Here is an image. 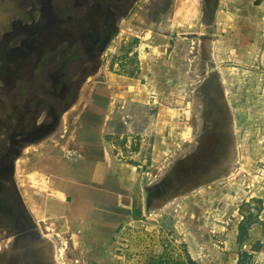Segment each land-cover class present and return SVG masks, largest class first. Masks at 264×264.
<instances>
[{
    "label": "rangeland",
    "instance_id": "1",
    "mask_svg": "<svg viewBox=\"0 0 264 264\" xmlns=\"http://www.w3.org/2000/svg\"><path fill=\"white\" fill-rule=\"evenodd\" d=\"M14 1L0 0V11L4 4L10 9L27 5L17 21L38 22L43 12V20L51 14V0H40L42 14L36 1ZM68 1L79 5V0ZM192 2L129 0L94 59L68 60L72 51L90 57L81 45L64 54L56 47L44 52L58 32L47 20L36 33L8 43L11 56L17 55L13 61L27 48L39 57L18 65L12 82L3 74L0 56V155L16 152L8 180L29 224L26 234H16L14 209L7 197L0 199V264H197L188 253L193 242L209 252L239 221L264 222V0ZM13 18H0V43ZM211 36L218 39L212 42ZM201 54L214 58L226 81L241 168L232 178L147 216L141 190L145 176L159 179L174 158L194 146L199 132L194 98L203 73H197ZM87 133L101 141L108 166L133 168L139 192L124 214L113 208L106 213L97 201L93 225L84 224L77 209L67 232L44 234L40 221L58 217L60 210L72 216L82 204L51 193L49 179L36 174L32 154L48 148L65 160L80 159ZM108 220L119 224L115 228ZM247 262L264 264V248Z\"/></svg>",
    "mask_w": 264,
    "mask_h": 264
},
{
    "label": "crops",
    "instance_id": "2",
    "mask_svg": "<svg viewBox=\"0 0 264 264\" xmlns=\"http://www.w3.org/2000/svg\"><path fill=\"white\" fill-rule=\"evenodd\" d=\"M33 1L38 2L35 7L40 10L42 14L43 8L40 9V0ZM191 1L193 2L189 3V5L196 4L197 0ZM26 6L27 5L17 8L14 5L12 9H10L4 4V8L0 11V18H5V22H7V18L11 19L14 17L13 21L7 26V28H9L5 36V42L0 43V56L3 70L5 69L3 74L10 77L12 82H14L15 76L18 73L16 67L18 65H26L24 60L38 59L39 55H36V49L27 48V51L25 50L27 54H21V57L18 56V61H13L16 60L13 57L17 55L11 56L13 52L7 48L9 45L8 43L15 36L25 33H36L38 26L45 20H47L48 25L51 26L50 22L53 17V15L50 14L49 18L43 20V15L45 14L43 12L41 15L42 20L39 19L38 22L33 21V23L31 21L32 23H26L25 21H17L16 16L22 14L23 10H26ZM48 15L49 14H47V16ZM29 16L32 17V15ZM26 36L27 38L23 42L29 40L28 34ZM185 36L188 37L189 33L185 34ZM23 42L19 47L22 46ZM94 134L95 133H87L86 136H84L85 141L82 142L83 148L80 149L84 151L85 154L82 155L80 159L67 158L65 160L61 154L55 156V152L48 150V148H43L32 154L31 160L33 161V167L36 168V174L39 176H46L49 179L51 193L55 192L59 194V196H65L67 200L78 201V203L82 204L71 212L73 213L72 216H70L68 212L64 213L61 212V210L59 211L61 215H58L66 218L67 224L68 221L73 219L72 217L75 216V213L77 215L80 213V211L77 210L79 209L81 210L82 216L87 215L91 218V220H87L83 216L84 224L91 223L93 225V207L97 201L100 207H104L106 213L110 211V208H113L114 213L118 211L124 214L125 211L127 212L130 210V207L132 208L131 204L133 197L139 192V182L135 177H132L133 168L124 167L119 164L108 166V164L104 162L107 153L102 150V143L100 140H97ZM134 170L136 171L135 168ZM82 182H85V186L83 185L81 187ZM51 197V199H55L54 195ZM57 201L59 203L61 202L60 200ZM125 201H129V203H125ZM66 210H69V208H66ZM118 222L117 220L112 222L108 220L107 225H112L116 228L119 224ZM222 237L223 241L220 240V244H214V246L210 247L211 249L209 252L206 251L207 247L204 244L201 245L200 243L197 244L193 242V245L191 244L189 247L191 251H188L190 260L197 264L200 262L208 264H239L240 261L244 262V264H248L247 261L251 260L252 257H256L264 248L262 247L259 251H255L253 248L257 242L264 245V222L261 223L258 221L247 224L246 222L239 221L238 227L236 226L235 230L226 235L223 234ZM205 239L206 237H200L201 242Z\"/></svg>",
    "mask_w": 264,
    "mask_h": 264
},
{
    "label": "water",
    "instance_id": "3",
    "mask_svg": "<svg viewBox=\"0 0 264 264\" xmlns=\"http://www.w3.org/2000/svg\"><path fill=\"white\" fill-rule=\"evenodd\" d=\"M108 7L107 0H103L101 8ZM217 39L211 37L212 42ZM208 64L206 74L201 77L207 81H199L197 87L201 97L198 103L202 106V126L195 138L196 147L174 158L159 179L152 181L148 175L145 176L142 195L147 216L172 204L177 205L182 198L232 178L240 171L236 117L226 81L213 57ZM187 105L191 108L192 103ZM180 161L182 163L179 164ZM180 185L183 187L177 190ZM39 226L44 234H59L69 229L64 217L48 218L40 221Z\"/></svg>",
    "mask_w": 264,
    "mask_h": 264
},
{
    "label": "flooded vegetation",
    "instance_id": "4",
    "mask_svg": "<svg viewBox=\"0 0 264 264\" xmlns=\"http://www.w3.org/2000/svg\"><path fill=\"white\" fill-rule=\"evenodd\" d=\"M25 2L26 0H16L14 3ZM59 0H51V7H52V19H51V26L56 27L55 34L57 35V39L52 44H47L48 46L44 47V52L47 50H51L54 47L60 49L59 53H63L65 51H69V49L75 48V45H81L82 51H86L90 57H87L83 55L82 57L79 56L78 52L72 51V56L68 57V60H83L86 59H94L96 58V54L98 52H101L106 44L111 39L113 33L116 31V24L118 23V17L123 13V10L125 9V4L129 3V0H107V4L109 5V9L101 8L103 5V0H92L90 3L88 0H79L78 3H76L78 6L74 8V6H70V3L68 0H65L64 5H58ZM65 4H67L66 7ZM63 7V8H62ZM100 7L101 9L99 11H95L96 8ZM73 8L76 10L78 15H75L74 17H77V19H73ZM55 35V36H56ZM201 40L200 38L196 39ZM77 42V44L73 43ZM199 42V41H198ZM80 50V49H77ZM61 51V52H60ZM44 52H42L44 54ZM204 52V50L202 51ZM64 54V53H63ZM58 55V54H57ZM57 55H53V59L57 57ZM204 54H201V60L199 58V66H198V72H203L202 75H197L200 80H198L197 86L195 88V98L196 104L200 109L199 120H200V127L202 126L201 121V114H202V106L199 105L198 99H200V95L198 94L197 87L199 85V81L204 80V83H206L207 79L202 78L206 74L205 67L208 68V63L212 59L209 56V60L204 59ZM208 55V54H207ZM48 59V58H47ZM200 131L198 132V134ZM196 145V142L194 143ZM196 146L188 149V153L192 150H194ZM16 152L13 151H7L0 155V199H4V197H7V203L8 205H11L14 209V216L13 221L16 224V234L22 235L26 234L29 229L28 220L26 218L25 210L22 208L20 209L19 204L16 202V195L11 193L12 186L9 183L8 176L10 171V163L13 160L11 158ZM182 163L181 161L179 164ZM183 185H180L178 189H181ZM154 205V203H152ZM160 204V203H159ZM17 209V210H15ZM20 209V210H19Z\"/></svg>",
    "mask_w": 264,
    "mask_h": 264
},
{
    "label": "trees",
    "instance_id": "5",
    "mask_svg": "<svg viewBox=\"0 0 264 264\" xmlns=\"http://www.w3.org/2000/svg\"><path fill=\"white\" fill-rule=\"evenodd\" d=\"M260 247H261V243L260 242H257L255 245H254V250L255 251H259L260 250ZM246 256V255H245ZM239 264H244V262L240 261Z\"/></svg>",
    "mask_w": 264,
    "mask_h": 264
}]
</instances>
